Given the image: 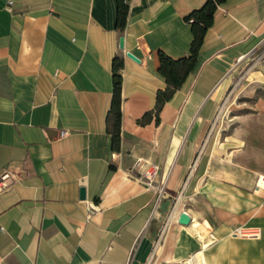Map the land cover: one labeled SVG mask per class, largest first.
Masks as SVG:
<instances>
[{"label":"crops","instance_id":"obj_1","mask_svg":"<svg viewBox=\"0 0 264 264\" xmlns=\"http://www.w3.org/2000/svg\"><path fill=\"white\" fill-rule=\"evenodd\" d=\"M205 1L129 0L122 29L116 0H0V178L10 172L0 191V264H146L174 202L160 249L167 261L264 264V145L237 147L232 171L223 144L208 138L230 73L264 40V0L221 3L160 121L155 113L141 121L167 86L161 51L190 52L185 15ZM115 57L118 148L107 119ZM251 74L239 96L264 90V67ZM140 156L160 165L153 186L132 169ZM238 225L261 235L232 234ZM186 226L196 249L182 242Z\"/></svg>","mask_w":264,"mask_h":264},{"label":"rangeland","instance_id":"obj_2","mask_svg":"<svg viewBox=\"0 0 264 264\" xmlns=\"http://www.w3.org/2000/svg\"><path fill=\"white\" fill-rule=\"evenodd\" d=\"M261 66L264 67V40L238 65L236 70L230 73L226 98L221 102L218 110L215 129L208 136L210 144H223V155L230 161L226 165L227 170L234 171L237 147L240 148L242 144L264 145V128L258 126L261 112L264 114V90L260 89L253 96H239L246 83L253 77L251 73ZM174 206L175 202L172 210L163 220V230L157 236L154 249L146 264H174L177 261L175 259L167 261L165 254L160 251L161 244L164 243L172 226L171 215ZM182 234V242L185 245L195 249L199 246L194 226H186Z\"/></svg>","mask_w":264,"mask_h":264},{"label":"trees","instance_id":"obj_3","mask_svg":"<svg viewBox=\"0 0 264 264\" xmlns=\"http://www.w3.org/2000/svg\"><path fill=\"white\" fill-rule=\"evenodd\" d=\"M117 1V26L124 28L129 14V0ZM225 0H206L201 6L193 8L185 15V20L192 24L194 37L191 42L190 52L187 55L173 58L168 53L161 51L162 59L160 72L165 76L167 86L160 88L157 93V103L154 109L148 110L141 118L142 122L150 121L156 114V121H160V111L164 104L173 96L182 85L187 74L193 69L197 55L200 51L205 35L214 22L215 12L218 6ZM121 62L114 58L113 76V102L108 112V124L112 132L114 146L118 148L121 143L122 125V74Z\"/></svg>","mask_w":264,"mask_h":264},{"label":"built area","instance_id":"obj_4","mask_svg":"<svg viewBox=\"0 0 264 264\" xmlns=\"http://www.w3.org/2000/svg\"><path fill=\"white\" fill-rule=\"evenodd\" d=\"M68 132H69L68 130H61L62 135L67 134ZM195 164H196V160L193 162L192 168L195 166ZM132 169L136 170L137 172H140L138 176L143 179V181L147 186H153L156 181V177L159 173L160 165L151 158L140 156L135 161ZM9 176H10V172L9 170H6L2 175V177L0 178V191L4 190L9 186V184H7V182L5 181V179ZM162 190L163 188L161 189V191ZM232 234L240 235V236H248V235L260 236L261 229L257 227H247L244 225H238L233 229Z\"/></svg>","mask_w":264,"mask_h":264},{"label":"water","instance_id":"obj_5","mask_svg":"<svg viewBox=\"0 0 264 264\" xmlns=\"http://www.w3.org/2000/svg\"><path fill=\"white\" fill-rule=\"evenodd\" d=\"M120 46L122 48L125 47V36L124 35L120 37ZM126 53L128 56L132 57L133 59L140 61V58L136 54H134L132 51L128 50ZM84 191L85 189L82 188V195H84ZM191 221H192V216L186 210L180 213V216H179L180 223L187 225V224H190Z\"/></svg>","mask_w":264,"mask_h":264},{"label":"bare ground","instance_id":"obj_6","mask_svg":"<svg viewBox=\"0 0 264 264\" xmlns=\"http://www.w3.org/2000/svg\"><path fill=\"white\" fill-rule=\"evenodd\" d=\"M199 230V229H198ZM193 256V255H192ZM179 264H193L192 259L189 257L188 259H186L185 261H183L182 263Z\"/></svg>","mask_w":264,"mask_h":264}]
</instances>
